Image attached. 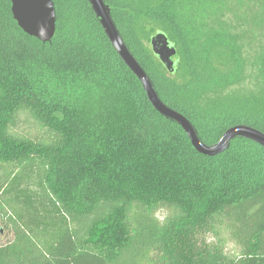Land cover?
Instances as JSON below:
<instances>
[{"label":"trees","instance_id":"1","mask_svg":"<svg viewBox=\"0 0 264 264\" xmlns=\"http://www.w3.org/2000/svg\"><path fill=\"white\" fill-rule=\"evenodd\" d=\"M54 1L57 30L43 42L0 0V215L15 225L0 264H264V147L237 137L199 152L150 102L90 1ZM107 1L161 99L202 141L240 123L264 131V0H239L234 19L228 0ZM160 32L175 73L152 49ZM21 114L42 133L16 134ZM223 233L237 256L207 239Z\"/></svg>","mask_w":264,"mask_h":264},{"label":"water","instance_id":"2","mask_svg":"<svg viewBox=\"0 0 264 264\" xmlns=\"http://www.w3.org/2000/svg\"><path fill=\"white\" fill-rule=\"evenodd\" d=\"M89 1L113 46L141 81L150 102L161 114L177 121L184 128L199 152L210 156L222 153L237 137L251 139L264 147V131L244 123L230 126L213 144L202 141L192 121L161 99L151 76L132 53L120 33L111 14V6L105 0ZM11 2L13 17L24 32L43 42L53 39L57 30V10L54 0H11ZM168 39L164 33L160 32L152 38L151 44L165 68L173 73L176 71V63L171 56L176 53V49L170 47Z\"/></svg>","mask_w":264,"mask_h":264},{"label":"rangeland","instance_id":"3","mask_svg":"<svg viewBox=\"0 0 264 264\" xmlns=\"http://www.w3.org/2000/svg\"><path fill=\"white\" fill-rule=\"evenodd\" d=\"M229 2L223 4V8L224 9H229L231 8V13H230V19H234V18H237L236 17V14L238 13V15H240L241 11L243 10V8L238 5L236 8H237V13L234 12V5H236L235 3H238L239 0H228ZM251 14V6L247 9L246 13L245 14ZM225 19H227V17H225ZM232 23L236 26V23L234 21H232ZM249 29H251L253 32L257 31L256 28L254 27H251V26H247ZM228 28L229 29H232V32H235V29L234 26L232 25H228ZM243 28V27H242ZM263 39V38H262ZM169 40V43H170V47L171 48H175L173 45H172V42L170 39ZM260 41V37L257 36L256 38V43ZM152 46V44H151ZM254 46V45H253ZM255 47V46H254ZM153 49V48H152ZM254 48L252 47L250 49V47L248 48V46H246V50L251 54L253 55L254 52L251 51L253 50ZM155 53V52H154ZM253 57V56H252ZM171 59L176 63L177 62V54H173L171 56ZM251 79V78H250ZM254 80L251 79L249 80V78H247L245 80V83L243 85H241L240 89H242L243 87H247V88H251L254 86L255 83H253ZM14 132H16V134H20V135H26V136H36V135H40L42 133V130L39 129V127H37L35 124H34V121L27 117V116H24V114H21L19 115L17 121H16V125H15V128H14ZM40 133V134H38ZM41 165L42 164H39V163H36V170L34 172H36V176L35 178L37 179V177L41 174L39 173L40 170H41ZM5 170H9L7 168H1L0 172H4ZM38 175V176H37ZM34 184H35V181H33ZM33 188V191L39 189L38 186L36 185H33L32 186ZM43 190V189H42ZM13 194V192H12ZM11 194V195H12ZM19 204H17L18 206ZM14 210V217L16 216L18 218V216L20 214H22V210H21V207L19 205L18 208L16 209H13ZM9 214V213H8ZM7 214V215H8ZM167 211L165 209H160L159 211H157V213L155 214V217L159 220H163V218H165L167 216ZM8 220V216H4V215H0V244H5L11 240L14 239V236H15V225L10 222ZM207 239L208 241H212V242H217L219 239H221V244L224 246V249L225 251L230 255V256H237L238 253H239V247L233 242L230 240V238H228L224 233L222 234V236H220L219 238H216L215 235L213 234H209L207 235Z\"/></svg>","mask_w":264,"mask_h":264},{"label":"flooded vegetation","instance_id":"4","mask_svg":"<svg viewBox=\"0 0 264 264\" xmlns=\"http://www.w3.org/2000/svg\"><path fill=\"white\" fill-rule=\"evenodd\" d=\"M110 6H111V14H112V16H113V9H114V6L109 2V1H107V0H105ZM92 6V5H91ZM119 31H120V33H121V29H119ZM122 34V33H121ZM123 36V35H122ZM176 54H177V52H176ZM178 55V54H177ZM178 61V60H177ZM178 62H176V68H177V64ZM175 73V72H174Z\"/></svg>","mask_w":264,"mask_h":264}]
</instances>
